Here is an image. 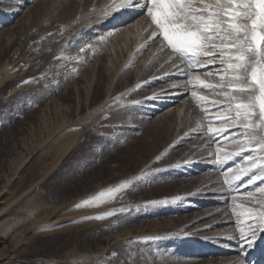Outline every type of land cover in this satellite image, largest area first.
Masks as SVG:
<instances>
[{
  "label": "rangeland",
  "instance_id": "obj_1",
  "mask_svg": "<svg viewBox=\"0 0 264 264\" xmlns=\"http://www.w3.org/2000/svg\"><path fill=\"white\" fill-rule=\"evenodd\" d=\"M109 2H0V264H128L129 252L136 264H205L201 249L222 246L237 234L233 215L226 237L214 239L208 230L201 233L204 243L188 237L199 223L232 210L231 196L244 189L233 193L223 184L222 169L213 158L214 148L226 145L201 132H207V122L190 94L171 96L167 99L175 102L155 111L150 108L148 97L167 89L173 94V85L186 83V78L165 75L173 71L165 63L171 52L159 53V39L148 43L146 16L130 34L122 26L119 36L109 35L91 18ZM88 44L95 53H79ZM62 52L84 55L85 61L58 60ZM208 139L216 146L205 145ZM189 159L194 163L189 170L171 167ZM154 168L163 171L115 200L74 207L105 187ZM205 188L211 191V204L199 207L196 198L206 196L200 193ZM174 196L184 199L143 207L149 200ZM219 196L226 202L213 214ZM122 207L130 211L83 219ZM202 213L207 217L193 222ZM236 256H218L209 264H233Z\"/></svg>",
  "mask_w": 264,
  "mask_h": 264
},
{
  "label": "snow or ice",
  "instance_id": "obj_2",
  "mask_svg": "<svg viewBox=\"0 0 264 264\" xmlns=\"http://www.w3.org/2000/svg\"><path fill=\"white\" fill-rule=\"evenodd\" d=\"M122 11L143 13L149 22L145 31H151L148 43L159 39V53L171 52L166 65L171 63L173 71L165 75L186 78V83L173 85L174 88L192 86L222 97L221 100H210L196 90L190 93L198 105L212 106L201 110L207 120V133L215 138L217 145H226L217 146L214 153V163L222 169L223 184L233 193H238L241 187L244 189L231 196L237 234L228 239L236 241L237 245L238 256L234 264H257L249 257L264 247V0H110L102 8L95 9L98 14L91 18L104 22ZM146 46L147 43L143 47ZM86 51L95 53V48L91 44L79 48L81 54ZM65 58L77 64L85 61V56L79 54L68 56L62 52L57 57L58 60ZM201 69L219 83L201 79L198 74ZM77 71L78 68L72 69L73 73ZM140 87L137 84L136 88ZM158 97L159 94H153L147 99ZM160 159L161 156L156 157L157 161ZM237 159L241 163H235ZM190 162L184 160L183 164L178 162L171 167L178 169ZM230 163L234 167H229ZM161 171L163 169L158 168L142 171L82 199L74 207L99 206L115 200L124 190L154 178V174ZM182 199V196L153 199L143 207L174 204ZM127 211L130 209L122 207L83 219L103 220ZM127 259L128 264H136L131 252Z\"/></svg>",
  "mask_w": 264,
  "mask_h": 264
},
{
  "label": "bare ground",
  "instance_id": "obj_3",
  "mask_svg": "<svg viewBox=\"0 0 264 264\" xmlns=\"http://www.w3.org/2000/svg\"><path fill=\"white\" fill-rule=\"evenodd\" d=\"M2 15V14H1ZM144 16L145 15H141V12H137V11H122V12H119V13H116L112 18H110V19H108L107 21H104V22H99V24L101 23V24H103L104 25V27L106 28V31L108 32V34L109 35H115V36H119L120 34H121V29H122V26H123V31L124 32H129V34H130V32L131 31H134V28H137L138 29V27L142 24V23H144L143 22V19H144ZM4 17V16H3ZM144 21H145V19H144ZM100 24V25H101ZM91 25H93V24H91ZM92 27V26H91ZM141 27V26H140ZM89 29V28H88ZM105 34H107V33H105ZM127 33H125V35H126ZM133 34V33H132ZM136 34V33H135ZM138 34V33H137ZM108 35V37H110ZM124 35V36H125ZM128 36V35H127ZM127 36H125V37H127ZM138 36V35H137ZM107 38V37H106ZM128 38V37H127ZM109 39V38H108ZM107 40V39H106ZM103 41H105V39L103 40ZM160 41V40H159ZM109 42V41H108ZM144 43H145V41H144ZM142 44V43H141ZM151 44V43H150ZM135 45H138V44H135ZM148 45V44H147ZM139 46H141V45H139ZM138 46V47H139ZM144 46V45H143ZM144 48V47H143ZM138 49V48H137ZM139 49H140V47H139ZM138 49V50H139ZM141 50V49H140ZM148 52V51H147ZM152 53V52H151ZM151 53L149 52L148 53V57L151 55ZM157 54H159V53H157ZM156 55V54H155ZM154 55V56H155ZM148 59V58H147ZM166 63V62H165ZM164 63V64H165ZM172 66V65H171ZM210 68H211V66H210ZM172 69V68H171ZM170 69V70H171ZM167 72V71H166ZM198 74L200 75V77H201V79H204V80H207L209 83H213V84H217V83H219V81L218 80H216V79H214V78H212V77H210V76H208L207 74H206V72H205V70H203V69H201L199 72H198ZM172 76H174V75H172ZM179 77V76H178ZM165 78V77H164ZM172 78H174V77H172ZM180 78V77H179ZM153 80V79H152ZM165 80H166V78H165ZM147 81V80H146ZM154 81V80H153ZM183 81V80H182ZM152 81H150V84H152L151 83ZM185 82L183 81V83H180L179 82V84L180 85H182V84H184ZM149 84V83H148ZM169 85V84H168ZM176 85V84H175ZM170 87V86H169ZM193 90H196V91H198L199 92V94L200 95H204V96H207V97H209V99L210 100H221L222 99V97L221 96H219V95H217L215 92H213V91H208V90H200V89H194V88H192V86H189L187 89H185V88H183V87H179V88H177L176 90H174V92H173V94H172V90L171 89H167V90H164V91H162L161 93H159V97L157 98V99H151V101H152V103H153V106H149L153 111H155L156 109H157V107L156 106H160V105H165V104H167V103H169V102H175L176 100H172V101H170L169 99H167V98H169V97H171V96H174V99H176L178 96V94H181V98H189L188 96H189V94L191 93V91H193ZM201 91V92H200ZM180 92V93H179ZM158 93V92H157ZM156 94V93H155ZM188 95V96H187ZM173 98V97H172ZM191 98V97H190ZM180 99V98H179ZM178 102V101H177ZM191 103L193 104L194 102H192L191 101ZM172 104V103H171ZM195 104H197V102L195 103ZM144 106V105H143ZM194 106V105H193ZM202 107L201 108H204V107H209V108H211L212 106L211 105H201ZM164 107V106H163ZM194 108V107H193ZM196 109V108H195ZM200 109V108H199ZM197 110V109H196ZM159 111V110H158ZM199 111V110H198ZM194 112H196V111H194ZM199 113L201 114V118L205 121H202L201 122V124L204 122V123H206L207 122V120L205 119V113L204 112H202V110H200L199 111ZM196 114H198V113H196ZM191 115V114H190ZM182 116H184V115H182ZM193 116V115H192ZM192 116H191V118H192ZM195 117V116H194ZM193 119V118H192ZM189 120V119H188ZM195 120V119H194ZM201 120V119H200ZM181 121V120H180ZM193 121L191 120V123H192ZM195 122H196V120H195ZM194 122V123H195ZM199 122V121H198ZM190 123V122H189ZM193 123V124H194ZM197 123V122H196ZM199 125H200V122L198 123ZM197 124V125H198ZM180 125V124H179ZM189 125V124H188ZM196 125V124H195ZM203 125H206V124H203ZM190 126V125H189ZM188 126V127H189ZM215 126H217V125H215ZM191 128V127H190ZM202 128V127H201ZM207 129V128H206ZM201 131V130H200ZM202 133H204V134H206V136L208 135V133L206 132V130L205 131H201ZM201 134V133H200ZM203 135V134H202ZM186 136V135H185ZM191 136V135H190ZM195 137H196V135H195ZM194 137V138H195ZM204 137H205V135H204ZM189 138V137H188ZM191 138V137H190ZM201 138V137H200ZM203 138V137H202ZM208 138H210V137H208ZM187 140V139H186ZM203 144V143H202ZM206 144H208V145H211L212 147L214 146H216V144H214L213 142H212V140H210V139H208L207 140V142H205V145ZM222 146V145H221ZM213 149V148H212ZM214 150H215V148H214ZM210 151V150H209ZM213 151V150H212ZM197 157L195 156V159H196ZM194 159V158H193ZM189 160H191V159H189ZM197 160V159H196ZM209 160V159H208ZM192 161V160H191ZM195 161V160H194ZM193 161V162H194ZM201 161V160H200ZM213 161H214V158H213ZM212 161V162H213ZM196 162V161H195ZM201 163H202V161H201ZM183 164V163H182ZM194 165V163H188L187 165H184L182 168H184V169H188L189 170V167H192ZM199 165H200V163H199ZM199 165H198V167H199ZM204 165V164H203ZM202 165V166H203ZM229 167H233V163H230L229 165H228ZM202 168V167H201ZM191 171V170H190ZM214 183V182H213ZM212 183V184H213ZM210 184V183H209ZM213 186V185H212ZM206 188H207V186H206ZM205 188V189H206ZM210 190H211V188H209ZM208 189V190H209ZM243 190V187H241L240 189H239V191H242ZM201 191V190H200ZM213 191V190H212ZM202 195L204 194V195H206L205 197H201V198H196V200H197V203L196 202H194V203H196L199 207L201 206V207H203V206H208L209 204H211L210 203V201H211V197L209 196V195H211V191L209 192V191H207V189H206V192H200ZM198 194V193H197ZM213 194V193H212ZM188 196H189V194H188ZM188 196H187V198H188ZM195 196V195H194ZM199 196H201V195H199ZM216 198V197H215ZM218 200L216 201H214V213L213 214H218V212H220L224 207V203L226 202L225 200H226V198L225 197H218L217 198ZM214 200V199H213ZM238 203H242V201H238ZM222 204H223V206H222ZM230 205H231V203H230ZM193 207V206H192ZM190 208V207H189ZM198 208V207H197ZM213 208V207H212ZM202 209H204V208H202ZM187 210H189L188 208H187ZM211 212V211H210ZM224 212H225V210H224ZM232 212V210H230L229 209V211L228 212H225L223 215L221 214V216H219V218H215L214 219V221H212V220H210V221H207V225L203 222V223H199L198 225H196L193 229H192V231H191V233L190 234H188V237H193V238H196V240L198 241V242H202V243H204V242H206L204 239H202L204 236V234L202 235L201 233L202 232H204V231H206V230H208V233H207V235H211L212 237H214V239L215 238H220V237H223V236H225L224 234H226V233H224L225 232V230H226V228H230V226H231V223H233V214L231 213ZM209 212H207V214H208ZM222 213H223V211H222ZM206 214V213H205ZM228 215V216H227ZM209 216V215H208ZM207 216H205V215H203V213L202 214H200V215H197L196 216V219H193V222H201L203 219H205ZM211 217V216H210ZM212 218V217H211ZM228 230H230V229H228ZM227 230V231H228ZM231 231V230H230ZM229 231V232H230ZM206 235V236H207ZM232 235H234V234H232ZM203 236V237H202ZM226 237V236H225ZM229 237V236H228ZM207 240H209V239H207ZM211 240V239H210ZM230 240V239H229ZM200 253H201V255H203V256H205L206 258H205V261H206V263L205 264H209L210 263V261H211V259H212V261H215L216 260V257H218V256H222L221 258H220V260L222 259V260H224V259H227V257H226V255L227 254H235V255H237L238 256V250H237V245H236V241H234V240H230V241H227V243L226 244H224V245H222V246H220V245H218V246H215L214 248H211L210 250H204V249H201V251H200ZM237 256L236 257H233L232 259H237ZM250 259H253L254 261H256L257 262V264H264V247H262V248H258L255 252H253L251 255H250V257H249ZM235 260H234V262H235ZM234 262L232 261L231 263H233L234 264ZM225 264H228V263H225Z\"/></svg>",
  "mask_w": 264,
  "mask_h": 264
}]
</instances>
